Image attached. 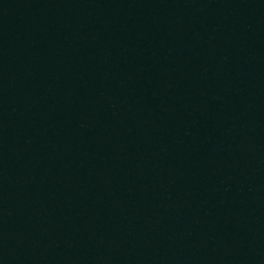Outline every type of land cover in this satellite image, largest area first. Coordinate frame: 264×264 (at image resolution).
I'll list each match as a JSON object with an SVG mask.
<instances>
[{"label": "water", "instance_id": "obj_1", "mask_svg": "<svg viewBox=\"0 0 264 264\" xmlns=\"http://www.w3.org/2000/svg\"><path fill=\"white\" fill-rule=\"evenodd\" d=\"M0 264H264V0H0Z\"/></svg>", "mask_w": 264, "mask_h": 264}]
</instances>
